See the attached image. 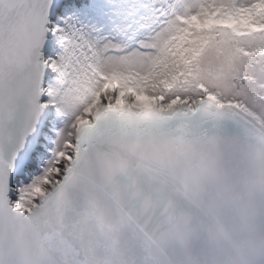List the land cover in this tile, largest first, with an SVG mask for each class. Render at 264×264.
Wrapping results in <instances>:
<instances>
[{"label": "snow or ice", "instance_id": "snow-or-ice-1", "mask_svg": "<svg viewBox=\"0 0 264 264\" xmlns=\"http://www.w3.org/2000/svg\"><path fill=\"white\" fill-rule=\"evenodd\" d=\"M261 187L264 0H0V264H226Z\"/></svg>", "mask_w": 264, "mask_h": 264}, {"label": "clouds", "instance_id": "clouds-1", "mask_svg": "<svg viewBox=\"0 0 264 264\" xmlns=\"http://www.w3.org/2000/svg\"><path fill=\"white\" fill-rule=\"evenodd\" d=\"M258 192L264 194V187ZM255 194L252 191L245 193L249 198ZM246 224L247 230L237 235L227 250L226 264H258L264 258V231H261L254 213H249Z\"/></svg>", "mask_w": 264, "mask_h": 264}]
</instances>
